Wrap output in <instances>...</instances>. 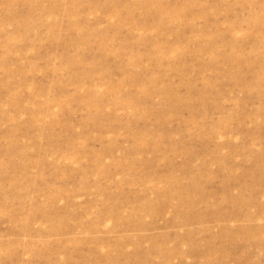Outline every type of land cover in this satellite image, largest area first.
<instances>
[{
  "label": "rangeland",
  "instance_id": "374dc122",
  "mask_svg": "<svg viewBox=\"0 0 264 264\" xmlns=\"http://www.w3.org/2000/svg\"><path fill=\"white\" fill-rule=\"evenodd\" d=\"M0 264H264V0H0Z\"/></svg>",
  "mask_w": 264,
  "mask_h": 264
},
{
  "label": "bare ground",
  "instance_id": "6f19581e",
  "mask_svg": "<svg viewBox=\"0 0 264 264\" xmlns=\"http://www.w3.org/2000/svg\"><path fill=\"white\" fill-rule=\"evenodd\" d=\"M245 61V60H244ZM121 79H123V78H121ZM191 87V86H190ZM242 87H243V89H244V86L242 85ZM246 88V87H245ZM245 92V91H244ZM171 93V92H170ZM173 95V94H172ZM201 95V94H200ZM129 96V95H128ZM201 97V96H200ZM134 99V98H133ZM147 102V101H146ZM143 103V102H142ZM142 106H143V104H142ZM138 144H140V143H138ZM154 144V143H153ZM181 146V145H180ZM217 158V157H216ZM218 159V158H217ZM216 161V160H215ZM219 161L221 162V160L219 159ZM217 163H219V162H217ZM101 170H103V169H101ZM171 178V177H170ZM176 185V184H175ZM181 187H182V185H180ZM174 187H172V189H173ZM181 189V188H180ZM174 190V189H173ZM180 191H182V190H180ZM177 194V193H176ZM182 195L180 196V198H181V201H183V202H185V203H187L188 201V199H187V197L185 196V195H183V193H181ZM179 195V194H178ZM177 196V195H176ZM179 197V196H178ZM181 204V203H180ZM187 205H189L188 203H187ZM184 206H185V204H184ZM178 207V206H177ZM176 207V208H177ZM179 208H180V206H179Z\"/></svg>",
  "mask_w": 264,
  "mask_h": 264
}]
</instances>
